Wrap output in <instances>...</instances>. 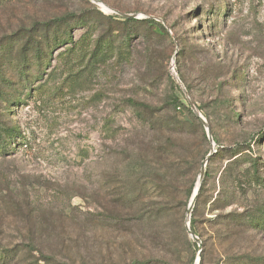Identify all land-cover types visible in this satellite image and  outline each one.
I'll return each instance as SVG.
<instances>
[{"label": "rangeland", "instance_id": "rangeland-1", "mask_svg": "<svg viewBox=\"0 0 264 264\" xmlns=\"http://www.w3.org/2000/svg\"><path fill=\"white\" fill-rule=\"evenodd\" d=\"M99 1L107 10L92 0L0 1V93L14 97L0 100V126L16 127L22 136L0 155V264H134L144 257L163 264H189L193 259L194 264L204 247L205 264L264 254V230L230 234L222 218L264 204V0ZM108 8L165 22L170 38L156 28L151 38L138 32L129 58L114 54L96 65L81 58L79 44L73 51L71 44L55 46L43 67L23 49L25 42L44 40L43 23L62 16L73 23L86 16L93 40L106 30L115 34L119 29L95 14L120 15ZM85 30L74 24L72 39L81 42ZM9 45L10 61L20 60L24 51L28 57L25 78L1 58ZM178 71L195 103H206L215 94L231 103L238 116L232 122L218 117V142L227 148L242 143L246 152L249 144L263 178L262 185H245L246 197L238 190L228 201L219 200L218 209L206 202L198 215L197 241L186 227V194L197 183L202 157L211 145L180 112L178 119L188 120L186 131L157 124L174 116L171 97L180 95L183 103L189 102ZM129 98L163 112L147 113L148 120H143L127 105ZM161 142L170 147L163 156L168 166L194 156L187 175L178 174L172 191L164 194L156 189L158 182L141 178L145 168L130 167L134 160L154 158ZM229 160L228 154L216 159L218 192H224L219 170ZM249 167L238 171L244 175ZM163 203L173 208L152 219L148 214L144 221L135 219L141 208ZM111 210L122 218L111 219ZM217 214L218 225L213 221ZM7 251L13 253L10 259L5 258Z\"/></svg>", "mask_w": 264, "mask_h": 264}, {"label": "trees", "instance_id": "trees-1", "mask_svg": "<svg viewBox=\"0 0 264 264\" xmlns=\"http://www.w3.org/2000/svg\"><path fill=\"white\" fill-rule=\"evenodd\" d=\"M2 1V0H0ZM96 16L103 17L108 22V27H112L113 25L119 29L118 32L114 34L113 31H107L105 34H101L96 39H92L93 37V28L90 26V23H87L88 18L86 16L79 17L75 19V23L71 22L70 17L62 16L57 17L54 20H48L43 23V27L46 31L44 40L43 41H33V44L25 42L24 50H30L32 55L38 62V66H44L46 64V56H52V49L60 45L64 44H71L69 48L70 51L76 49V45L79 44V48L84 49L83 53L81 54L82 59H86L88 63H93L94 65L105 62L106 59L112 57L114 54H117L119 57L129 58L130 57V46L133 40V37L136 33H140L141 37L143 38H151L154 29H159L160 34L165 35L167 38H170V32L165 24L160 21L156 20L153 17H143V18H135V17H125L118 14H109L106 15L100 11H96ZM74 24H79L85 27V32L82 35L81 42L75 41L72 39V34H70V27ZM53 32V36L50 35L51 29ZM115 28V29H116ZM172 30V27H170ZM117 34V35H116ZM119 34V35H118ZM120 36V41L117 42V37ZM35 42V43H34ZM31 44V45H30ZM12 47L10 45L8 47H4V53L1 54V58L3 61L9 60L8 66H15L19 69L20 77H24L27 75L26 70L28 66V57L25 54V51L19 58L18 61H10L9 55H11ZM45 58V59H44ZM2 64V60L0 61V65ZM42 67L39 68L38 72L42 70ZM1 69V67H0ZM179 72V71H178ZM0 74L1 70H0ZM180 79L185 83L187 90L192 94L191 88L189 85L186 84L185 78L183 74L179 72ZM172 80V78L170 77ZM4 80V77L2 78ZM174 82V80H172ZM11 84V83H9ZM218 85V84H217ZM177 89H179V93L182 94V91L179 85H176ZM218 90V89H217ZM9 94H1L0 93V100L11 101L14 100V97H9ZM127 105L130 106L136 113L139 118L143 120L147 119V113L149 115H155V112H161L162 109L157 107H153L151 104L145 101H139L134 98H129L127 100ZM196 105L200 111V113L204 116L207 120L213 139L216 143V151L211 155L209 158L206 167H205V175L200 186L198 195L195 199L194 207L192 210L189 226L191 231L197 236L200 237L199 231V219L198 215L201 213L202 207L206 202H210L212 206L218 209V201H228L232 198V196L238 190H242L244 197L247 196L246 186H252L253 183H257L262 185L263 178L258 175L259 173V162L258 156H254L251 153L250 145L247 144L248 151L246 152V147L242 143H239L236 147L227 148L222 146L218 142L217 135L215 133V124L218 121V117L222 116V120L232 122L236 115L234 111L231 109V103L227 101H220L218 99V94H215L209 101L206 103L199 104L196 102ZM169 108L175 110L174 116L169 118L170 120H166L161 123V121L157 122L160 126L166 124L168 128H171L175 131L184 132L187 129V121L183 119H178V113L180 112L182 115H187L189 121L193 123L195 126L201 129V136L203 140L207 143V145H211L205 126L203 125L202 120L198 117L192 108L190 107L189 102L183 103L180 100L179 96L171 97V105ZM9 109V107H8ZM180 110V111H177ZM224 110V111H223ZM163 112V111H162ZM150 121V120H149ZM22 137L19 135V129L16 127H1L0 126V155H6L9 152L8 144L16 140V138ZM169 146H163V143H159L156 148V154L153 158L148 159H137L133 161V165L130 163V167L135 170H140L141 168H145L146 172H141V178H149L151 182L155 183L158 182L156 189L160 194H164L167 192L172 191L174 186L176 185L175 180H178V174H186L188 169L191 168L194 161V156L188 155L185 157L184 161L180 163V159H175L172 165L168 166L166 162L163 161V156L167 152ZM188 148V147H187ZM211 147L205 152L202 159H204L208 153L210 152ZM224 154L229 155V161L227 162L226 166H224L220 173V183L221 187L224 189V192H218V186L216 184V176L218 175V168H216V159L218 156H222ZM138 157V156H137ZM249 165L250 167L247 169V173L242 175L238 169L243 165ZM183 172V173H179ZM122 179V178H121ZM212 179H215V185L212 187L210 185ZM129 182V177L127 178ZM137 184L139 182H136ZM196 187V183L193 182L187 189V199L190 201L194 189ZM230 187V188H227ZM220 194V197H218ZM129 196V192L127 191L125 194L123 193V201H126V198ZM136 194H133L130 199H134ZM171 203H163L158 205L157 207H147L142 209V213L138 215L137 220L144 221L146 215L148 214V219H152L154 214H158L161 210L172 209L173 206H170ZM109 215L111 219H120L122 215L115 214L114 210H111ZM139 218V219H138ZM222 218H225L224 221L229 229L230 234H236L242 230L249 231V230H264V204H261L255 210H248L244 212H237L232 211L223 215ZM213 221L215 224L218 225V214L214 217ZM168 244V243H167ZM205 246V243H204ZM195 252H197V244L194 242ZM11 251V250H10ZM7 251L5 254V258H9V255H13ZM45 259L50 260V257L44 256ZM205 247L202 249L200 253V259L198 264H205ZM193 260V259H192ZM191 263L193 264V261ZM6 262V260H5ZM226 264H264V254H253V253H245L241 256H228L224 259ZM164 262L158 259L152 258H140L136 259L134 264H163ZM68 264V263H65Z\"/></svg>", "mask_w": 264, "mask_h": 264}, {"label": "water", "instance_id": "water-1", "mask_svg": "<svg viewBox=\"0 0 264 264\" xmlns=\"http://www.w3.org/2000/svg\"><path fill=\"white\" fill-rule=\"evenodd\" d=\"M92 2L95 3V4H97V5L100 3L99 0H92ZM108 9L111 10V11H115L116 13H119L120 15L125 16V17H135V18H138L136 14H128V13H123V12H120V11H117V10H113V9H110V8H108ZM164 24H165V22H164ZM165 26H166V24H165ZM179 81H180V79H179ZM181 87L183 88L184 92L186 93V95L188 97L190 107L192 108V110L194 111V113L198 117H200V119L202 120L203 125L205 126V129H206L207 137H208V139H209V141L211 143V150L208 153V155L203 159V161L201 163L200 172H199V175H198L196 187H195L194 193H193V195H192V197L190 199V203H189V212H190V214H189V218L187 219V223H186V227H187L188 233L197 241L198 237L191 231L190 226H189V220H190V217H191V212H192L193 207H194L195 199H196V197L198 195L200 186H201L202 181L204 179L206 164H207L209 158L211 157V155L216 151V143H215V141L213 139V136H212V133H211V129H210V126H209L207 120L200 113V111H199L196 103L193 101V99L189 95V92L187 91L186 87L182 83H181ZM200 253H201V249L198 250L197 258H196L194 264H198L199 263Z\"/></svg>", "mask_w": 264, "mask_h": 264}, {"label": "bare ground", "instance_id": "bare-ground-1", "mask_svg": "<svg viewBox=\"0 0 264 264\" xmlns=\"http://www.w3.org/2000/svg\"><path fill=\"white\" fill-rule=\"evenodd\" d=\"M103 4V3H102ZM99 6H101L100 5V3L98 4ZM102 7V6H101ZM103 8V7H102ZM103 9H105V10H107V7H106V5L104 6V8Z\"/></svg>", "mask_w": 264, "mask_h": 264}]
</instances>
